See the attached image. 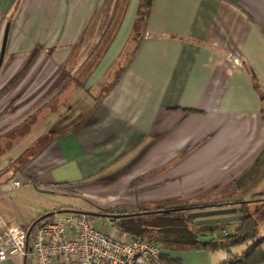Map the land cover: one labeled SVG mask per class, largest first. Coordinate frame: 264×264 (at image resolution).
<instances>
[{"label":"crops","instance_id":"0c3cea01","mask_svg":"<svg viewBox=\"0 0 264 264\" xmlns=\"http://www.w3.org/2000/svg\"><path fill=\"white\" fill-rule=\"evenodd\" d=\"M138 4L0 0V218L34 220L14 219L8 192L61 188L116 214L249 201L264 236V0H152L136 28Z\"/></svg>","mask_w":264,"mask_h":264},{"label":"built area","instance_id":"2783aa9c","mask_svg":"<svg viewBox=\"0 0 264 264\" xmlns=\"http://www.w3.org/2000/svg\"><path fill=\"white\" fill-rule=\"evenodd\" d=\"M13 186L20 182L13 181ZM161 252L153 238L133 237L115 226L107 233L97 230L77 210H56L50 221L35 227H10L0 218V261L20 257L24 264H163Z\"/></svg>","mask_w":264,"mask_h":264},{"label":"trees","instance_id":"16d2710c","mask_svg":"<svg viewBox=\"0 0 264 264\" xmlns=\"http://www.w3.org/2000/svg\"><path fill=\"white\" fill-rule=\"evenodd\" d=\"M152 0H139L135 26H144L150 11ZM249 201H234L204 206H170L158 207L153 211L145 209L132 213L113 214L104 212H84L71 207H63L60 210H77L87 214L91 219L95 216L105 217L113 221L117 228L131 234L133 237L149 236L161 247L170 251L188 250H226L228 258L220 264H256L258 259L264 258V250L257 249L264 236L260 235L257 219L251 215L245 207ZM229 205H238L242 208L243 219L239 226L228 234H223L228 223L213 225H196L195 220L189 217L192 211L216 208ZM54 211H44L37 215L28 226L35 227L52 219ZM219 228L220 234L213 231ZM201 237H210L202 239ZM239 245H247L241 255H233L231 248ZM256 253V256H252ZM163 264H182L180 259L171 258L167 254H161Z\"/></svg>","mask_w":264,"mask_h":264},{"label":"rangeland","instance_id":"374dc122","mask_svg":"<svg viewBox=\"0 0 264 264\" xmlns=\"http://www.w3.org/2000/svg\"><path fill=\"white\" fill-rule=\"evenodd\" d=\"M91 199H89L90 201ZM5 203V207L12 212L14 219L17 222H28L31 219H35L39 213L44 212L45 210L52 211L53 209H59L63 207H82L87 208L89 210H85L87 212H108L114 213L110 208H106L104 206H99L98 208L92 207L88 204V201L81 198L78 195L69 194L67 191L61 188L53 189L49 192H41L40 194H34V197H17L14 193L8 192L3 199ZM92 201V200H91ZM90 201V202H91ZM158 207H166V206H158ZM145 208L147 211H153L156 208ZM94 208V209H92ZM93 210V211H91ZM95 210V211H94ZM143 210V209H142ZM92 224L95 229L110 232L114 224H111L110 220L105 217H93L91 219ZM15 224V223H13ZM226 227L232 228V224H227ZM226 232V231H225ZM232 232V231H227ZM220 233V229H216V234ZM224 234V233H223ZM228 234V233H227Z\"/></svg>","mask_w":264,"mask_h":264},{"label":"water","instance_id":"95a60500","mask_svg":"<svg viewBox=\"0 0 264 264\" xmlns=\"http://www.w3.org/2000/svg\"><path fill=\"white\" fill-rule=\"evenodd\" d=\"M2 53L0 55V64L2 62ZM237 208L223 207V208H206L189 213V217L195 220L196 225H213L229 223L236 220H242V214H236ZM202 239H210V237H201Z\"/></svg>","mask_w":264,"mask_h":264}]
</instances>
